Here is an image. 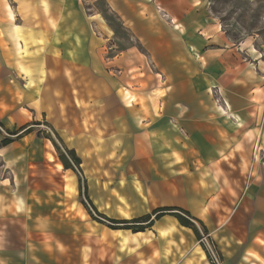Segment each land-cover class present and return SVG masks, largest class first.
<instances>
[{
	"label": "crops",
	"instance_id": "obj_1",
	"mask_svg": "<svg viewBox=\"0 0 264 264\" xmlns=\"http://www.w3.org/2000/svg\"><path fill=\"white\" fill-rule=\"evenodd\" d=\"M98 2L133 42L119 47L103 15L93 12ZM208 11L209 0H0V82L15 91L2 96V113L20 130L41 121L51 128L80 160L85 187L83 168L112 160L118 176L141 178L158 202L117 220L87 197L99 215L130 221L156 209L190 216L189 209H228L245 221L231 246L264 264V61L234 45ZM214 88L224 107L215 104ZM31 132L17 140L41 148L42 160L45 141L51 143ZM3 184L1 222L22 214L13 187ZM171 227L196 239L171 215L131 233ZM13 256L0 251V264Z\"/></svg>",
	"mask_w": 264,
	"mask_h": 264
},
{
	"label": "rangeland",
	"instance_id": "obj_2",
	"mask_svg": "<svg viewBox=\"0 0 264 264\" xmlns=\"http://www.w3.org/2000/svg\"><path fill=\"white\" fill-rule=\"evenodd\" d=\"M93 10L103 15L121 49L132 41L103 3L94 4ZM208 12L212 23L234 45L243 43L250 59L264 61V0H209ZM210 92L215 104L224 107L222 92L217 88ZM11 93L15 91L0 82V184L13 187L22 214L0 220V251L14 255L2 259L3 264H211L210 260L214 264H259L256 254L249 259L246 248L231 246L233 239L242 236L245 221L228 209H189L191 216L202 220L207 228V236L200 241L172 227L165 232L154 228L143 235H133L131 231L104 233L102 228H107L108 223L101 225L93 220L97 216L85 197L79 195L78 177L65 171L59 161L54 145H62L51 128L43 121L30 125L31 138H47L51 143L45 141L42 160H38L41 148L17 140L26 129L15 128L10 115L2 113L7 109L2 96ZM10 101L14 106L15 97ZM261 105L264 107V99ZM24 114L30 117V113ZM6 131L16 134L8 135ZM5 139L12 144L3 146ZM83 169L87 197L98 213L119 220L149 212L158 204L146 192L141 178L118 176L112 160L98 161ZM171 198L177 197L165 195L166 201Z\"/></svg>",
	"mask_w": 264,
	"mask_h": 264
},
{
	"label": "trees",
	"instance_id": "obj_3",
	"mask_svg": "<svg viewBox=\"0 0 264 264\" xmlns=\"http://www.w3.org/2000/svg\"><path fill=\"white\" fill-rule=\"evenodd\" d=\"M32 125H39V124L34 123ZM23 129H21L20 131H22ZM29 132H31V128H28L27 130H25V134ZM6 133L8 135L16 134V133L11 134L8 131H6ZM11 142L12 141L5 139L2 141V145L7 146ZM54 146L57 152L59 153V160L62 163L63 168L66 170L70 169L78 175L79 183H80V186H79L80 195H83L85 197L89 208L97 216V217H94L93 219L98 221L99 223L101 224L108 223L106 224L107 227L112 230L123 229V230H130L136 233V232H143L145 229L150 228L155 221L159 220L163 216L171 215L177 219V221L179 222L181 226L191 229L198 241L201 240L202 236H207V231L205 227L202 225V223L197 221L196 219H193L187 212L180 210V209H156L149 216H145V217L135 219V220H130V221H126V220L114 221V220L107 219L106 217L102 215H99L87 199L85 181L81 177L80 160L76 157L74 151L67 150L63 146L61 148L58 147L57 145H54ZM207 258H209L208 255H207ZM210 262L211 264H214L211 260Z\"/></svg>",
	"mask_w": 264,
	"mask_h": 264
}]
</instances>
